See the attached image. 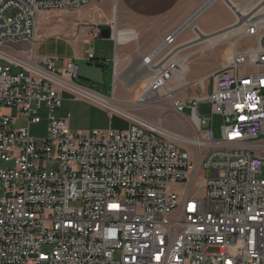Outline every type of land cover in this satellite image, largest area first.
Wrapping results in <instances>:
<instances>
[{
	"label": "built area",
	"instance_id": "built-area-1",
	"mask_svg": "<svg viewBox=\"0 0 264 264\" xmlns=\"http://www.w3.org/2000/svg\"><path fill=\"white\" fill-rule=\"evenodd\" d=\"M101 1L0 0V264H264V4L244 17L231 9L230 56L207 77V95L189 99L191 114L171 101L174 114L198 123L197 143H188L114 93L79 85L74 58L36 54L41 13ZM245 39L253 43L241 47ZM176 40L169 34L143 58L155 66L147 91L181 72ZM64 95L127 128L74 131L70 114L56 115ZM41 113L46 133L35 138Z\"/></svg>",
	"mask_w": 264,
	"mask_h": 264
},
{
	"label": "rangeland",
	"instance_id": "rangeland-1",
	"mask_svg": "<svg viewBox=\"0 0 264 264\" xmlns=\"http://www.w3.org/2000/svg\"><path fill=\"white\" fill-rule=\"evenodd\" d=\"M230 1L236 5L244 2V0ZM261 1L251 0L245 12L254 10ZM205 2L206 0H182L180 5L171 14L160 20L146 22L137 21L129 17H125L122 20L117 17L116 20L115 5L111 1H109L110 5L106 10H103L98 3H92L69 14L58 12L41 13L37 22L36 54L41 57L60 58L58 55H49L48 49L51 44H55L53 42L61 43L60 40H71L77 42L78 45H82L86 39H89L81 52L83 57L74 60L75 65L78 67L76 82L107 98L114 93L115 99L127 106L135 107L134 103L136 99L143 94L145 95L147 91L146 72L140 69L137 71L138 67L131 63H122L117 67L116 74L118 73L119 78L115 80V75L113 74L114 41L112 39L93 37L96 28H114L115 30V27L119 26L120 23H128L145 30V41L148 44L155 45L157 43L153 39L155 34L162 29H168L161 31L163 35L168 34L170 31L173 32V27H178L182 24ZM214 7L218 8L220 19L225 20L226 16L227 18L230 16L232 22H234V16L231 12L233 7L231 5H226L221 0L210 5L196 18L193 29L189 28L177 36L178 43H185L180 50L181 55H179L180 61H183L181 75L171 79L163 88V92L160 91L154 96L148 93V102L145 107H139L135 111L128 107L133 111L132 113L140 115L152 124H160L162 127L179 132L180 136L189 139H196L199 134V127H197V124L191 123L189 119L182 120L181 117L174 114L171 108V101L175 99L186 102L184 114L188 117L191 114L188 103L189 99L207 95L212 85L211 80L207 77L218 68L224 66L223 63L230 56L229 44L231 38L221 42L217 41L214 45L212 44L214 39H217L219 36L210 37L227 30V28L208 35L197 26L198 18L205 12L211 11ZM188 9L190 10V14L182 16ZM12 15L10 13L7 17L10 18ZM211 16H213L212 12H208L205 13L204 18ZM233 33H236L234 29ZM252 43V39H245L241 42V47L249 46ZM90 49L94 52L93 61L86 59L87 52ZM143 67L148 68L149 64ZM165 91L175 92H173L170 98L160 97ZM202 109L205 111V114H209L208 104L202 105ZM67 114L71 115L70 126L74 131L91 132L92 130H108L109 127L115 131H120L125 130L128 126L127 122L118 116H114L110 124L104 110L84 101H74L68 95H64L62 109L56 115L64 117ZM19 124L18 126H23L25 123L21 122ZM221 126V117L213 115L211 129L215 140L221 138ZM46 127L47 121L45 115L41 113V122L30 127L31 135L35 138L44 137ZM202 177L210 179L213 177V172L206 170L202 173Z\"/></svg>",
	"mask_w": 264,
	"mask_h": 264
},
{
	"label": "crops",
	"instance_id": "crops-1",
	"mask_svg": "<svg viewBox=\"0 0 264 264\" xmlns=\"http://www.w3.org/2000/svg\"><path fill=\"white\" fill-rule=\"evenodd\" d=\"M109 1L110 0H102L98 4L103 10H106L110 5ZM181 1L182 0H117L116 6L114 8V12L116 13L115 17L116 20L117 17L121 20L125 17H129L141 22L156 21L174 12V10H176V8L180 5ZM208 12H212L213 16L204 18L205 13ZM208 12H205L198 18L197 25L202 31H204L208 35L219 32L220 30L227 28L233 23L230 16H228V18L226 16L225 20L220 19L218 15V8L214 7L211 11ZM187 14H190L189 9L184 14H182V16H185ZM173 28V30H175V28L177 27ZM112 30V40L114 41L115 48L113 58V74L114 61L117 62V65L115 64V80L119 78L118 73L116 74L118 69L117 67L119 66V64L122 63H131L138 67L137 71L138 69L143 71L145 68H143L142 66L146 65L143 62V58L146 57L150 52L156 50L159 45L164 41V39L170 33H172V31H170L168 34L163 35L161 31H165L168 29H162L160 32L155 34L156 36H153V39L157 41V43L154 45L148 44L145 41V30L134 25L128 23H120L119 26L115 27V30L114 28ZM87 41H89V39H86L82 45H78L77 42H73L71 40H60L61 43L53 42L55 44H51L50 48L48 49L49 55H58L60 56V58H82L83 55L81 52L84 49V46ZM184 44V42L178 43V40H176L175 51L180 52ZM179 55H181V52L179 53ZM179 55L177 56L178 59H180ZM221 68H218L216 71L220 70Z\"/></svg>",
	"mask_w": 264,
	"mask_h": 264
},
{
	"label": "bare ground",
	"instance_id": "bare-ground-1",
	"mask_svg": "<svg viewBox=\"0 0 264 264\" xmlns=\"http://www.w3.org/2000/svg\"><path fill=\"white\" fill-rule=\"evenodd\" d=\"M217 1H219V0H206V2L202 5V6H200V8L198 9V10H196V12L193 14V15H191L188 19H186L185 20V22H183L181 25H179L170 35H174V36H179L180 34H182L184 31H186L187 29H189V28H194L195 26H194V22H195V20H196V18L202 13V12H204L210 5H212V4H214V3H216ZM221 1H223L226 5H231L233 8H236L237 9V11H238V13H239V15H241V17H244L248 12H245L246 11V7L248 6V3L251 1V0H244V2L243 3H241L240 5H236L235 3H233L232 1H230V0H221ZM264 4V0H262L258 5H257V7L256 8H254V10H252V11H256L261 5H263ZM115 8V7H114ZM228 28V27H227ZM233 29H234V32H236V30L237 29H235V28H231V29H227L226 31H223V32H221V33H216V34H214V35H211L210 37L212 38V37H216V36H219L217 39L215 38L214 39V42L212 43V44H216V42L217 41H219V42H221V41H223V40H227V39H230V38H232V37H234L237 33H233ZM223 30V29H222ZM198 31V30H197ZM176 50V49H175ZM162 51V47H158L156 50H154L153 52H154V54H158L159 52H161ZM175 54H177V56L179 55V53L180 52H177V51H175L174 52ZM179 60V66H180V68H181V72L178 74V75H175L173 78H175V77H178V76H180L181 75V73H182V71H183V61L181 62L180 61V59H178ZM117 63V62H116ZM117 65V64H116ZM143 67V66H142ZM154 65H152V64H150L149 65V69H144L143 71H145L146 72V75H145V77L147 78L146 79V81L148 82V80H149V72L150 71H155L154 70ZM159 67H160V65H159ZM158 67V68H159ZM144 68V67H143ZM172 78V79H173ZM164 88V87H163ZM163 88L162 89H160L157 93H154V92H151V91H146L145 92V95L143 94L142 96H139L138 98H137V100L135 101L136 103H134V106L135 107H130V106H127V107H129V108H132L134 111L135 110H138V108L142 105L141 103H143V102H146L147 101V99H148V93H151V95L152 96H154V95H157L160 91H162L163 92ZM173 92H175V91H165L160 97H162V96H164V97H167V98H170L171 97V95L173 94ZM138 106V107H137ZM130 110V109H129ZM148 121V120H147ZM149 122V121H148ZM151 123V122H150ZM152 124V123H151ZM197 127H198V123H197ZM177 133V132H176ZM178 134V136L181 138V139H183L184 141H187L188 143H197V141L196 140H193V139H189V138H187V137H183V136H180L179 135V133H177Z\"/></svg>",
	"mask_w": 264,
	"mask_h": 264
},
{
	"label": "water",
	"instance_id": "water-1",
	"mask_svg": "<svg viewBox=\"0 0 264 264\" xmlns=\"http://www.w3.org/2000/svg\"><path fill=\"white\" fill-rule=\"evenodd\" d=\"M99 37L102 39H113V30L111 28H102ZM200 114H203L202 110Z\"/></svg>",
	"mask_w": 264,
	"mask_h": 264
},
{
	"label": "trees",
	"instance_id": "trees-1",
	"mask_svg": "<svg viewBox=\"0 0 264 264\" xmlns=\"http://www.w3.org/2000/svg\"><path fill=\"white\" fill-rule=\"evenodd\" d=\"M94 60V58L93 59H91V60H89V61H93ZM204 105V104H203ZM201 109H202V106H201ZM203 110V109H202Z\"/></svg>",
	"mask_w": 264,
	"mask_h": 264
}]
</instances>
